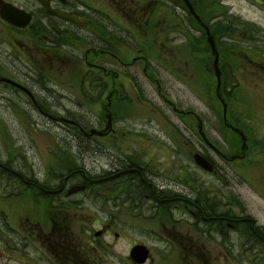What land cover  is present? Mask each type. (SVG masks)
Returning a JSON list of instances; mask_svg holds the SVG:
<instances>
[{"label":"flooded vegetation","instance_id":"obj_1","mask_svg":"<svg viewBox=\"0 0 264 264\" xmlns=\"http://www.w3.org/2000/svg\"><path fill=\"white\" fill-rule=\"evenodd\" d=\"M262 2L261 7H264V0ZM222 4L219 1L211 8V0H0V6H7L5 13L10 9L18 11L13 17L17 23L24 22L28 17L26 25L18 27L0 15V103L9 113L20 116H28L29 106L31 111L54 119L63 127L66 116L87 115V112L83 115L80 110V106H86L85 102L80 104V101H75L74 93V86L78 85V93L87 96L81 87L85 85L92 96H99L96 102L90 96L85 101H89L93 110L95 104L104 99L101 108L107 117V130L100 128L102 123L99 124V120V125L91 127H96L98 137L111 139L118 132L115 123H118L119 116L125 110H131L134 106L130 107V104L143 93L145 80L156 85V92H160L158 77L155 76L160 73L159 69L175 73L174 70L182 66L191 69L193 66L199 65L201 68L203 64L207 65L209 58H213L209 56L207 27L217 43L219 66L224 58L220 43L222 36L226 37L225 41L245 43L255 34V29L250 25L238 30L241 26L237 23L239 20L222 12L221 9H225L219 6ZM69 17H75V21ZM145 45L148 51L153 49L150 51L152 57L144 49ZM193 48L205 57L203 61L200 57L192 59ZM244 48L238 46L233 49H239L247 61L264 68V63L249 59V54L242 51ZM150 59L154 62L150 63ZM72 69L83 71L73 73ZM65 77L71 84L58 81ZM236 85L237 82H233L227 89L228 93ZM42 98L53 106L47 108L42 105ZM61 100L62 103L58 105L57 101ZM64 101L69 104L66 105ZM71 125L74 138H79V135L87 137L88 127L79 122ZM205 144L208 147V143ZM212 150L225 162L243 159L239 149H228L226 153L216 148ZM193 151L206 156L200 150L189 149L190 158ZM148 154L144 152L139 155ZM246 155L247 152L244 158ZM206 157L214 165V174H217L214 161ZM138 159L134 153L111 157L107 164L98 165V171L103 172H84L80 168L70 172L81 177L75 180V184L86 187L85 191L71 197L97 189V193L92 195V205L103 216L97 215L95 226L99 225V229L92 230L94 234L91 240L85 237L86 241L79 239V245L71 242L73 246L70 247V240L63 236V225H66V220L70 221L69 215L65 219L61 217L65 206L54 205L52 209L45 210L48 216L44 210L43 213L40 211L46 229L41 231L44 239L39 243V250L48 264H136L130 258V250L137 244L146 245L149 249V259L144 264H208L210 235L216 236L218 245L222 243L226 258H244L250 254L251 245L247 242L252 243L255 234L252 221L229 216L226 212L210 213L207 203L203 204L198 194L194 199L190 196L193 193L189 196L184 194L193 186L186 174L180 178H165L155 172L156 163H143ZM24 179L28 188V174ZM43 186L35 184L33 189ZM46 192L50 195L63 194L65 187L61 185ZM198 192V189L195 190V193ZM176 196L182 198L191 219L162 222L161 203L170 205L177 199ZM144 198L155 204L156 213L151 217L157 220L158 229H147L149 235L141 239L137 237V232L130 233L128 228L143 230L136 223L144 214L134 213L132 221L124 214L128 208L132 211L141 206ZM173 206L177 207L176 204ZM41 208L42 205L39 206ZM71 208L68 206L67 212ZM178 223L182 226H178ZM245 225L251 226V231H242L241 227ZM31 230L34 237L37 232L33 228ZM230 234L237 235L238 243L243 244L242 250L237 242L232 241ZM120 241L128 244L125 254L115 249ZM153 243L162 244V249L152 247ZM79 247H87L89 256ZM155 251H158L157 257ZM160 252H166L163 258Z\"/></svg>","mask_w":264,"mask_h":264},{"label":"rangeland","instance_id":"obj_2","mask_svg":"<svg viewBox=\"0 0 264 264\" xmlns=\"http://www.w3.org/2000/svg\"><path fill=\"white\" fill-rule=\"evenodd\" d=\"M219 1L223 2L219 6L225 7L221 9L222 12L239 20L237 23L241 26L238 30L252 26L255 34L245 43L225 41L226 37L222 36V69L213 58H209L207 65L203 64L201 68L199 65L191 69L182 66L172 74L159 69L160 73L155 76L158 77L160 92H156V85L145 80L143 93L130 104V107L134 106L131 110H125L119 116L118 123H115L118 132L111 139L96 135L92 139L82 135L74 138L75 133L70 131L72 121L88 128L90 125H99L100 122V128H105L106 125L107 117L101 108L104 99L95 104L96 107L92 110L89 101L85 99L90 96L96 102L99 96H92L85 85L81 87L87 92V96L78 93V85L74 86V93L75 101H80V104L85 102L86 106H80V110L83 115L87 112V115L66 116L64 119L69 122L62 123L63 127L54 119L31 111L29 106L28 116H20L9 113L0 103V239H6L0 242L3 247L0 264H26L25 253H28V264H48L39 251V243L44 239L40 234L46 229L41 217L43 210L48 216L45 210L52 209L54 205L65 206L61 213L62 219L70 216V221L66 220V225H63V236L70 240V247L74 243L79 245V239L86 241L85 237H89L91 240L94 234L92 230L99 229V225L95 226L97 215L103 216L92 205V195L97 193V189L67 198L66 190H77L78 187L75 186L79 184H75V180L81 178L71 175L70 172L80 168L84 172L100 173L103 170L98 171L99 164L105 165L111 157L132 153L143 163H156L155 172L165 178H180L186 174L193 186L192 191L187 190L184 194L189 196L193 193L190 195L193 199L198 194L197 197L202 198V203H207L210 213L226 212L229 216L252 221L255 229L262 228L258 236L255 231L252 243L247 242L251 245L250 254L241 260V256L226 258L222 243L218 245L216 236H210L208 264H264V239L259 238L264 236V68L247 61L239 49H233L238 46L246 47L242 51L249 54V59L264 63V7L258 6L252 0H211V8ZM210 16L215 17L211 12ZM144 49L148 51L147 45ZM150 51L148 53L152 57L153 53ZM214 51H218L217 43L209 48V56H213ZM191 56L194 60L200 57L203 61L205 58L199 52L196 53V48H193ZM82 71L83 69H72L73 73ZM217 72L224 74L222 88L218 91L215 77ZM58 81L71 84L66 77ZM233 82H237V85L228 93L227 89ZM221 91L226 99H223L225 104L219 99ZM61 103L62 100L57 101L58 105ZM41 104L47 108L53 106L43 98ZM201 133L221 152L226 153L229 152L228 149L234 148L239 149L242 154L247 152L246 157L228 162L221 160L206 146ZM189 149L200 150L209 156L217 166L218 173L213 175L200 169L189 157ZM144 152L149 154L140 157L139 154ZM27 174L28 190L24 179ZM35 184L44 186L33 189ZM61 185L65 187L63 194L50 195L46 192ZM197 189L199 192L195 193ZM27 192L28 199L21 197ZM103 198L106 199V195ZM176 198L170 205L161 203L162 222L191 219L192 216L187 214V209L183 206L182 198ZM140 204L141 206L132 211L128 208L124 216L132 221L134 213L144 214L136 223L143 230H128L130 233L137 232L138 238L146 239L149 235L147 229H158L157 220L153 219L154 216L151 217L156 213V207L145 198ZM68 206L72 207L69 212ZM178 226L182 225L178 223ZM31 228L37 232L34 237ZM241 229L248 232L251 231V226L245 225ZM231 239L242 250L243 244L238 243L237 235H231ZM227 245L231 246L229 243ZM15 246L21 252V259L8 260L7 250L11 256ZM162 246L160 243L152 245L154 248ZM128 248V244L125 245L122 241L115 247L124 254ZM80 249L85 250L89 256L87 247ZM160 253L163 258L166 252ZM157 254L158 251H155L156 257ZM220 256L223 258L215 259Z\"/></svg>","mask_w":264,"mask_h":264},{"label":"water","instance_id":"obj_3","mask_svg":"<svg viewBox=\"0 0 264 264\" xmlns=\"http://www.w3.org/2000/svg\"><path fill=\"white\" fill-rule=\"evenodd\" d=\"M9 21H12L10 18H7ZM210 40V39H209ZM210 44L213 46L212 41H210ZM217 70V69H216ZM217 78H218V86L220 85V74L217 72ZM224 110H225V106H224ZM193 158L195 160V162L202 167L203 169L207 170V171H212L213 167L211 165V163L202 155L195 153L193 155ZM83 189L82 187H78L77 190H81ZM73 191H76V189L74 188ZM72 191V192H73ZM71 193V192H70ZM132 257L139 263H143L146 258H147V251L145 249H143L140 246H136L132 249Z\"/></svg>","mask_w":264,"mask_h":264},{"label":"trees","instance_id":"obj_4","mask_svg":"<svg viewBox=\"0 0 264 264\" xmlns=\"http://www.w3.org/2000/svg\"><path fill=\"white\" fill-rule=\"evenodd\" d=\"M255 231H256V236H258L261 230L259 228H256ZM262 234L264 235V233ZM263 237H259V238L264 239Z\"/></svg>","mask_w":264,"mask_h":264}]
</instances>
